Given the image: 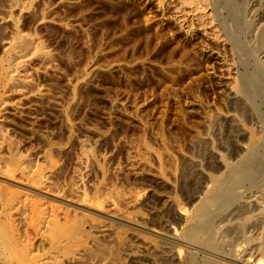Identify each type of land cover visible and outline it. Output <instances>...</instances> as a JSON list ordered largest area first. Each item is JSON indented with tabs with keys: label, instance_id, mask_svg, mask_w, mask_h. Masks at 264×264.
Wrapping results in <instances>:
<instances>
[{
	"label": "rangeland",
	"instance_id": "1",
	"mask_svg": "<svg viewBox=\"0 0 264 264\" xmlns=\"http://www.w3.org/2000/svg\"><path fill=\"white\" fill-rule=\"evenodd\" d=\"M246 2L248 16L251 6L261 5L256 11L259 18L264 0ZM15 3L0 0L1 61L6 65L7 42L17 28L22 37L27 35L23 37L26 41L33 38L31 45L40 43L41 48L26 45L24 56L28 58L23 56L19 65L26 82L0 81V97L5 102L0 105V135H4V145L6 142L0 148V204L12 195L40 201L47 213L54 211L64 226L77 232L74 236L68 228L74 244L77 239L88 241L91 253L84 258L89 261L92 257L91 264L107 259L109 264H179L184 247L169 237L181 231L184 223L178 208L191 211L210 184L209 175L221 170L217 154H201L191 140L205 135L202 127L210 117L232 110V87L242 71L240 62L249 38L239 46L241 50L230 43L218 21L223 13L219 15L211 0ZM236 55L242 56L240 62ZM75 83L70 102L66 99ZM54 101H59L55 107ZM60 105L66 109L63 114ZM13 106L25 112H17ZM28 112L35 119H28ZM223 126L206 134L215 140L212 143L218 154L234 159V140L225 138L228 131ZM184 154L195 156L197 167L187 163ZM15 158L27 159L26 184L3 174L4 164ZM47 172L56 186L52 185L63 190L73 177L74 199L42 183ZM135 197L138 204L130 206L127 200ZM106 204L117 208L122 217L100 206ZM231 210H226L229 217ZM98 223H108V229L91 226ZM249 232L251 240L234 237L244 253L260 238L256 230ZM259 257V264H264V256ZM59 264L73 263L60 260Z\"/></svg>",
	"mask_w": 264,
	"mask_h": 264
},
{
	"label": "bare ground",
	"instance_id": "2",
	"mask_svg": "<svg viewBox=\"0 0 264 264\" xmlns=\"http://www.w3.org/2000/svg\"><path fill=\"white\" fill-rule=\"evenodd\" d=\"M12 1H14V4L16 5L15 2H17V0H11V2ZM199 1L204 2L206 0H199ZM211 1L214 7L218 10L219 15L221 12L223 13V15H220L221 17L219 18L218 21L221 25V28L225 31L223 32L226 33V36H228L229 38L228 40L230 41V43L237 45L238 47L237 46L236 47L239 48V46H241L243 42H246L247 40L246 38L248 37L250 43L247 42V44L249 43L250 45L249 46L247 45L248 46L247 49L244 48V58H242L241 56L242 58L241 59L236 55L238 57L237 58L238 60L239 58L241 59V62L240 60L239 62L240 65L242 63L243 68L242 71L238 74V78L234 76L237 79L236 78L234 79V86L232 87L234 88V91L229 104V107H231L233 111L230 110L229 111L230 113L226 115H220L217 117L214 116L215 118L213 117V119H211L210 117V119L207 120L206 122L203 121L205 123L203 124L204 127L202 128L204 129L206 128L207 130L204 131L205 135L199 134L194 139L191 138L192 144L200 148L201 154L213 156V157L216 156L217 154L221 162L220 173H217V175H212V174L209 175L210 184L206 186V191H204V194H202L203 196H200V199H198L199 201L197 202V204L194 205L191 211L188 212V210L185 207L178 208L179 209L178 213H180L184 217V223L182 225V228L180 229L181 231H174L173 233H171L169 237H171L174 244L179 243L184 247V249L182 248L184 251L180 253V256H178L179 264H259L260 257L258 258V256L259 255L264 256V238H263L264 237V200L262 199V197H264V8L262 9L259 18H257L256 16L258 15V13L256 11L258 7L261 5L258 6L254 4L253 6H251L253 7V9L248 16L246 15L248 13V11L246 10L248 9L246 8L247 6L246 1L248 0H211ZM65 3L66 1L64 2V4ZM257 4L260 3L258 2ZM245 10L247 11L246 14H245ZM11 29L14 30V28ZM15 30L13 31L14 35L12 36V38H9L10 40L8 39L9 41L7 42V46H6L7 50H5L7 52V55L5 56H8V58L5 57L6 59L4 60L6 61V65L4 64L3 61H1L2 58L0 59V81L3 82L6 81L5 83H7V81H10L12 83H15L16 81L26 82L27 79L25 78V76H23L25 73L23 72L24 73L23 75L22 73L19 74L20 73L19 65H21L20 64L21 58L24 56V52H26V49L29 48V46L28 47L26 46L27 44L33 46V48L36 47L37 50H38L37 44L38 46L40 44L37 43L36 46L31 45V43L33 42V38L26 41L23 37H26L27 35L22 37V34H19L17 31L18 28ZM244 39L246 40L244 41ZM239 49L241 50L242 48ZM33 51L34 50L32 49V52ZM38 52H40V49ZM237 65H239V63ZM119 67H121V65ZM20 68L22 69L23 67ZM87 77L88 78L86 79L89 81L91 78L89 77V74ZM74 85H76V83L70 85L71 86L70 95L68 94L69 97L68 99H66V100H70V102L72 99H74L75 96ZM2 100L3 99L0 97L1 106L3 105L2 103L5 104V102H3L4 100L3 101ZM58 102L54 101L52 103V106L57 105ZM16 107L14 108L17 109V112H19L20 110H18V108ZM59 107L60 110L62 111V114L63 112L65 113L66 109L64 107L62 108L61 105ZM226 110L228 111V109ZM21 111L20 113H22L24 110L22 112ZM220 112H222V110ZM29 114L30 113L28 112L27 115ZM28 117H30L28 118L30 120L31 118L35 119V116L31 114ZM222 123L223 125L226 126V130L228 131V136L225 138H227L229 141L234 140V153L236 154V156H234V159L228 158L229 156L225 157L224 154L222 153L221 155L218 154L215 151L212 143V141L215 140L214 139L211 140V138L208 137L207 135L209 134L208 132L209 130L213 132L215 130L219 131L220 128L222 129ZM3 137L4 135L3 136L0 135L1 149L6 145V142L4 145L5 140L3 139L5 138ZM7 150L10 149L8 148ZM184 155L187 163L188 161H190V163L193 162L194 166H196V164L194 163L195 160H193V157L195 156L192 157V156H187L186 154ZM138 156L140 158V155ZM142 159L143 158L141 157L140 160L142 161ZM140 160L138 161L140 162ZM26 161H27L26 158H22V159L15 158L5 163L4 164L5 168L3 170L4 176L11 177L16 181L19 180L26 184L28 182V179L26 178L28 173L27 167L25 166ZM187 167L191 169L193 166L191 168L189 166ZM50 172H47V175L43 176L41 182L44 183L46 186L50 187L53 191L56 192L65 191L66 192L64 193L65 196H67L70 199L75 197L76 190L74 189L73 186H75L74 183H76L75 182L76 180L73 179V177L71 180L69 179L68 188L66 187L67 189L63 190V188H60L58 186L55 187L56 185L54 182L53 183L55 186L52 185L53 183H51L50 181L51 179ZM11 193L15 194L16 192L14 191ZM5 194L6 193H4V195ZM0 196L3 197V195ZM6 197H7L6 201L5 200H4L5 202L2 201L3 202L1 203L2 205L0 204L1 205L0 264H59L60 260L66 262L71 261L73 264H89L90 262L93 261V260L90 261V259H93L91 256L89 261L87 260L85 261L84 258L85 257L84 255H86L87 252L92 248V247L90 248V246L88 247L87 244L88 241L85 240V242L82 241L78 242L79 240L77 239V243L74 244L76 240H72L71 238H73L76 235L75 233L77 232H73L70 229V227L64 226L65 225L64 222L62 223L60 222V218L56 217L54 211H53L54 214H49L51 213V211L47 213V211H45L44 209L45 206L43 207L42 206L43 204L40 201L39 202L36 201V199L31 200L32 198L31 196H29L30 200L29 198L27 199L26 197H22L21 195L20 196L12 195L11 197L10 196H6ZM137 200L138 198L135 197L131 200H127V202H130V206L131 204L134 206L138 204ZM100 206L103 209L106 208L107 211L110 212L109 214L116 215V217L117 215H120L122 217L121 212L117 208L110 207L108 204L100 205ZM229 208L232 212L231 213L232 215L231 214L230 215L233 218L228 216L230 212L226 210ZM224 213H226V215L230 219L227 218L228 220L227 219L225 220L224 217H226V215L224 216L223 215ZM124 217L127 216L125 215ZM229 220H231L232 222H230ZM226 221L227 222L229 221L228 223L231 224L228 225ZM247 223L249 226L251 225L250 226L251 229L250 227L247 226ZM107 225L108 223L106 224L98 223V224H93L91 226L97 230L103 231L105 230ZM226 225H227V229H224V226ZM64 227L65 229L67 227L66 235L64 233L65 232ZM68 228L74 233V236L71 235L72 234L71 231L69 232L70 235L68 236L67 234ZM247 228H249L250 230ZM223 229L224 232H222ZM248 230L249 231L256 230V232H258V235L260 234L261 239L258 238L259 239V240L257 239L258 242L257 243L255 242V245H253L248 252L246 251V253H244L243 250L241 249L242 245L241 244L238 245L239 242L237 244L236 239H239L238 241H240V239L251 240L252 237H250L249 234L251 232H249ZM234 237L236 238L235 240ZM94 240L95 239L91 238L90 242L93 243ZM228 245H229L228 250L225 251L224 249ZM182 246L179 247L181 248ZM38 250L40 251L39 252L40 254L36 253L38 252ZM66 250L69 251L67 252L69 253L68 256H66L67 255V253L65 252ZM169 250L171 251L172 249ZM181 250L178 251L180 252ZM200 251L202 252L203 255L202 254L199 255ZM89 252L91 253V251ZM171 254H170V258H171ZM62 255H64V257ZM171 263L174 262L171 261ZM99 264H109L108 259L107 261L102 260Z\"/></svg>",
	"mask_w": 264,
	"mask_h": 264
}]
</instances>
